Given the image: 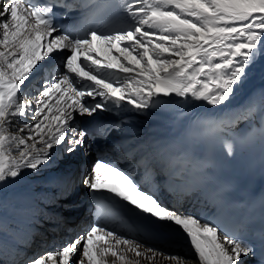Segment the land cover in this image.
<instances>
[{
  "label": "snow or ice",
  "instance_id": "obj_1",
  "mask_svg": "<svg viewBox=\"0 0 264 264\" xmlns=\"http://www.w3.org/2000/svg\"><path fill=\"white\" fill-rule=\"evenodd\" d=\"M57 9L68 16L81 12L65 25ZM100 11H111L128 26L90 28L79 35L82 22ZM258 53L264 55V0H107L102 7L94 0H45L39 5L0 0V184L15 180L23 169L38 171L51 161L56 147L63 145L72 154L88 146L90 137L106 138L111 125L97 122L93 131L74 122L77 116L108 111L109 105L140 111L175 96L227 111ZM55 55L63 70L45 76L31 95L32 77ZM106 72L115 78H106ZM256 110L255 105L243 108L246 115L236 119H248ZM232 122L208 121L221 132ZM224 148L226 155L233 154L231 142L225 140ZM80 183L94 196L106 193L124 202L153 224L174 225L194 251L191 264H246L248 257L264 264V231L249 236L244 223L230 231L215 219L172 207L130 167L98 156ZM64 195H71L69 188ZM109 255L114 259L108 261ZM158 257L189 264L184 257L96 223L53 250L26 257L24 264H163Z\"/></svg>",
  "mask_w": 264,
  "mask_h": 264
},
{
  "label": "bare ground",
  "instance_id": "obj_2",
  "mask_svg": "<svg viewBox=\"0 0 264 264\" xmlns=\"http://www.w3.org/2000/svg\"><path fill=\"white\" fill-rule=\"evenodd\" d=\"M127 26V21L121 22L122 28ZM53 66H55V72L50 74V68ZM62 70L63 64L59 55H55L46 63L41 64L39 71L31 79L28 88L29 93L35 95V90L40 88L45 76L51 78L59 75ZM104 75L106 78L114 79L116 74L106 72ZM164 102L176 110V114L171 120H183L187 117L193 120L199 114L212 108L204 102H195L191 99L182 100L175 96L165 99ZM250 105H255L257 109L252 116L248 119L237 120L238 114L246 115L240 110ZM226 108L227 111L221 108L212 109L216 111L219 120L234 121L227 126V130L235 136L245 137L252 131L260 136L264 135V130L261 128L264 115V55L257 54L256 62L248 70L243 83L238 85L235 95ZM152 113L153 108L151 106L146 110L137 111L128 105L119 109H114L112 105H109L108 111L99 112L94 117L77 116L74 122L77 128L88 127L94 131L97 122H103L112 127L106 138L92 139L90 137L88 146L80 148L72 154L65 152L63 145L56 147L52 151L51 161L41 165L38 171L23 169L21 175L15 180L0 184V264H24L27 255L26 249H30L36 254L53 250L54 247L62 245L69 238L82 234L91 225L99 221L92 215L91 205L88 206V203L90 204L92 199L100 193L94 196L80 183L85 173L82 168V160L89 158L90 166H92L95 160L93 154L96 153V155L121 165L128 149H131L136 153H141L140 156L143 155L149 161L154 162L156 157L157 162L163 167L171 168L174 165V163L172 164L173 158L164 155L159 157L164 148L162 145L166 144L168 140L167 134L171 130V120L153 128L151 126ZM115 129L118 130L117 133H115ZM183 146L184 140L181 139L173 142L170 149L174 153H179ZM155 149L158 154L154 152ZM137 158L139 157L137 156ZM88 169L87 166L86 170L88 171ZM133 175L135 174L133 173ZM135 176L148 190L161 193L159 186L153 185L151 182L145 185L144 181L147 180L138 175ZM66 188L71 191V195L67 197L64 195ZM80 188L82 191L81 198H87L86 201L81 203H75V199L70 201V198ZM166 198L165 195L163 197L164 202L172 206ZM78 207L81 209L80 213L77 214L78 216L76 215L74 221L67 225L69 226L67 227L68 230H65L63 226L66 233L63 232L62 228L59 229L61 223H59L58 211H71L70 214H72ZM172 207L194 211L196 214L207 210L206 205L200 204L199 200L194 198L180 206L175 202V206ZM44 219L51 223L55 221V228L46 227L45 232L51 233L50 239L45 233L37 231L40 228L37 226L39 225L37 222ZM107 228L123 235L120 229ZM189 248V255L184 258L191 264L196 256L192 247ZM178 256L183 257L182 255ZM113 259L110 255L107 257L108 261ZM158 259L163 264H177L176 261L165 260L163 257H158ZM142 264H148V262L142 261ZM246 264H253L249 257Z\"/></svg>",
  "mask_w": 264,
  "mask_h": 264
},
{
  "label": "rangeland",
  "instance_id": "obj_3",
  "mask_svg": "<svg viewBox=\"0 0 264 264\" xmlns=\"http://www.w3.org/2000/svg\"><path fill=\"white\" fill-rule=\"evenodd\" d=\"M56 66V65H55ZM55 66H53L52 68H50V74L51 73H53V72H55L54 71V67ZM57 67H60V66H58L57 65ZM57 72V71H56ZM39 80V79H38ZM37 80V81H38ZM116 143V142H115ZM93 156H94V158H95V156H96V153L95 154H93ZM82 168L84 169V172H86L87 170V166L90 168L91 166H90V161H89V158H87V159H84V160H82ZM92 162H93V160H92ZM92 164V163H91ZM86 170V171H85ZM144 181V180H143ZM144 183H145V185H148V184H150V182L149 181H144ZM81 191V188H80V190H78L77 191V193L75 194V195H73V199L72 198H70V201H72V200H74L75 199V203L77 202V203H81L82 201H86V199L87 198H85V199H82L81 197H82V191ZM90 204L88 203V206H89ZM80 207H78L77 209H76V211H74L72 214H70V212L69 211H63V212H61V211H58V214H59V223H61V225H60V227H59V229H61L62 228V230H63V232H65L66 233V231L65 230H68V228L67 227H69V226H67V225H69L72 221H74V219L76 218V215L77 214H79L80 213V210L81 209H79ZM88 211H89V209H88ZM65 214H70V215H65ZM78 216V215H77ZM39 225H37V226H40V228L37 230L39 233H45V235H47V238L48 239H50L51 238V233L50 232H45L46 231V227H48V228H55V222H50V221H48L47 219H44V220H41V221H39V222H37ZM59 223L57 222V225H59ZM90 223V222H89ZM36 226V227H37ZM63 226L65 227V230H64V228H63ZM42 244V243H41ZM45 244H47V243H45ZM160 249V248H159ZM27 250V255H26V257H28V256H31V255H33V254H36L34 251L32 252L30 249H26ZM161 250H163L164 252H166V253H171V254H176V255H182L183 257H187L189 254H188V251L187 252H184V251H182V249H174V250H164V249H161ZM251 260V259H250Z\"/></svg>",
  "mask_w": 264,
  "mask_h": 264
}]
</instances>
